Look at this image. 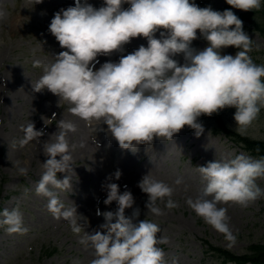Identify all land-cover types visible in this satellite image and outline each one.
<instances>
[{
  "label": "clouds",
  "instance_id": "obj_1",
  "mask_svg": "<svg viewBox=\"0 0 264 264\" xmlns=\"http://www.w3.org/2000/svg\"><path fill=\"white\" fill-rule=\"evenodd\" d=\"M226 3L245 12L261 7V0ZM124 4L130 8L124 9ZM3 15L0 12V17ZM48 30L66 51L51 55V63L33 62V67L43 71L32 85L33 91L46 89L59 101L68 102L71 107L67 111L83 121L103 120L121 149L132 150L152 143L154 138L172 140L185 126L199 137L204 127L198 118L225 108L236 109L235 131L244 134L264 107V65H257L249 56L253 40L231 10L200 8L190 0H104V6L97 9L88 0H75L74 6L54 14ZM197 31L208 42L203 50L192 47ZM137 37L145 38L147 47L142 44L134 52L121 55L118 63L105 62L94 70L98 56L123 53L124 46ZM228 47L239 51L235 56L221 55L220 50ZM180 54L182 65L174 59ZM55 118L53 113L52 120ZM57 129L43 145L48 159L42 164L44 171L35 192L48 198L47 209L53 218L66 221L79 243L92 250L94 259L90 264H168L166 254L158 247L168 242L164 236L157 237L160 226L148 219L134 222L140 209L134 208L131 191L121 193L119 185L112 182L102 185L107 193L104 204L115 202L117 209L103 213L97 209V216L102 215L105 223L91 233L85 230L88 220L78 214L75 204L66 206L59 199L53 188L72 191V176L76 173L71 151L76 145L70 146L67 136L77 128L62 118L57 121ZM22 131L24 136L13 147L18 144L23 149L30 142L40 143L45 135L30 120ZM92 142L98 149L94 136ZM195 170L202 186L186 204L223 234L231 247L236 236L229 226L227 207L219 205L248 207L264 196V189L256 183L264 178V157L254 159L240 154L210 161ZM17 173L27 176L28 169L17 166ZM57 173H65L64 179H58ZM113 175L119 180L122 172L117 169ZM174 184H184L183 178L178 177ZM137 186L148 197L146 216L165 215L159 204L169 211L178 207L172 199L175 188L155 178L152 171ZM126 209H133L131 217L125 215ZM0 216V227L6 226L8 234L24 235L29 231L19 208H5ZM73 264L80 262L74 260ZM171 264H178V258L174 257Z\"/></svg>",
  "mask_w": 264,
  "mask_h": 264
},
{
  "label": "rangeland",
  "instance_id": "obj_2",
  "mask_svg": "<svg viewBox=\"0 0 264 264\" xmlns=\"http://www.w3.org/2000/svg\"><path fill=\"white\" fill-rule=\"evenodd\" d=\"M88 3L97 9L104 6V0H88ZM190 3L200 8L210 6L219 12H245L231 8L226 0H190ZM200 3L204 5L200 6ZM74 5L75 0H42L41 3H37V0H0V12L4 13L0 17V212L5 208H19L23 213L24 225L29 228L24 235H10L5 231L6 226L0 227V264H73L74 260L80 264H90L94 259L92 250L79 243V237L71 231L68 223L53 218L47 209L48 198L38 196L35 192L44 171L42 164L48 159L43 145L49 141L51 134L58 131L57 121L62 118L73 122L77 128L76 132H69L67 136L70 146L76 145L71 151L76 175L72 176V191L52 190L66 206L73 202L78 214L87 218V232L99 230V226L105 223L102 215L97 216V209L101 213L115 212L117 209L115 202L104 204L107 193L102 185L112 182L119 185L121 193L131 191L135 200L134 208L140 209V215L134 222L148 219L160 226L161 232L157 237L164 236L168 242L158 247L166 254L168 264H171L174 257L178 258V264H209V260L202 261V240L236 254L247 252L254 244L263 245L264 196L248 207L219 205L227 207L229 226L236 236V243L231 247L223 234L206 224L186 204L189 197L195 198L197 190L202 186L200 174L195 167L206 166L216 159H231L240 154L250 156L225 137L211 132L214 125L211 116L201 115L198 118L197 122L204 127L199 137L193 129L185 126L172 140L154 138L152 143L125 150L107 132L103 120L83 121L67 111L71 107L68 102L59 101V97L46 89L41 93L33 91L32 85L43 75L42 68L33 67V62L39 60L42 64L51 63V55L66 51L49 32L50 22L60 9ZM122 7L128 9L130 5L124 4ZM243 30L253 40V50L249 56L257 65H264L261 37L246 30L244 24ZM197 37L192 47L205 49L208 42L199 31ZM156 38H160L159 32ZM142 44L147 47V40L137 37L124 46L123 53L98 56L99 63L94 70H98L105 62L118 63L121 55L134 52ZM220 51L221 55L235 56L239 49L228 47ZM174 59L181 65L184 63L182 54ZM235 112V108H225L223 114L234 130L237 127ZM53 113L56 114L55 121L52 120ZM29 120L35 124L36 130L42 129L45 135L40 138V143L30 142L23 149L18 144L13 147L14 142L24 136L22 126H26ZM244 135L264 140V107ZM93 136L99 144L98 149L92 142ZM81 144L84 146L81 147ZM17 166L27 168V176L18 175ZM117 169L122 172L119 180H115L113 175ZM150 171L155 178L175 188L172 199L178 207L169 211L164 204H159L165 212V215L159 217L146 216L148 197L137 186ZM110 175H113V179L108 181ZM64 176L65 173H57L60 180ZM178 177L183 178L184 184H174ZM256 183L264 189V178L257 179ZM132 211L126 209L125 215L131 217ZM49 247H57L59 254L42 257L41 252Z\"/></svg>",
  "mask_w": 264,
  "mask_h": 264
},
{
  "label": "trees",
  "instance_id": "obj_3",
  "mask_svg": "<svg viewBox=\"0 0 264 264\" xmlns=\"http://www.w3.org/2000/svg\"><path fill=\"white\" fill-rule=\"evenodd\" d=\"M240 20L247 21L252 28L257 30L264 39V0H261V9L256 15L254 13L239 15ZM215 121L216 132L227 136L231 141L237 143L250 154L257 157H264V142L252 140L231 129L222 119L221 113L211 115ZM203 253L210 256L212 261L231 264H264V244H254L250 246L244 254H234L224 248L214 247L204 243ZM56 251H54L55 253Z\"/></svg>",
  "mask_w": 264,
  "mask_h": 264
},
{
  "label": "bare ground",
  "instance_id": "obj_4",
  "mask_svg": "<svg viewBox=\"0 0 264 264\" xmlns=\"http://www.w3.org/2000/svg\"><path fill=\"white\" fill-rule=\"evenodd\" d=\"M57 159H59V158L57 157Z\"/></svg>",
  "mask_w": 264,
  "mask_h": 264
}]
</instances>
